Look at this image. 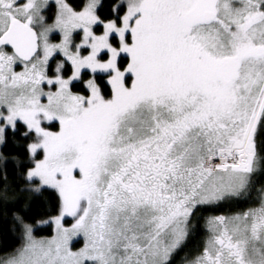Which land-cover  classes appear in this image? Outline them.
Instances as JSON below:
<instances>
[{"label": "snow or ice", "instance_id": "1", "mask_svg": "<svg viewBox=\"0 0 264 264\" xmlns=\"http://www.w3.org/2000/svg\"><path fill=\"white\" fill-rule=\"evenodd\" d=\"M4 231L0 264H264V0H0Z\"/></svg>", "mask_w": 264, "mask_h": 264}, {"label": "trees", "instance_id": "2", "mask_svg": "<svg viewBox=\"0 0 264 264\" xmlns=\"http://www.w3.org/2000/svg\"><path fill=\"white\" fill-rule=\"evenodd\" d=\"M51 230L45 227L37 232L38 235H48ZM16 239L7 231L0 233V255L16 246Z\"/></svg>", "mask_w": 264, "mask_h": 264}, {"label": "rangeland", "instance_id": "3", "mask_svg": "<svg viewBox=\"0 0 264 264\" xmlns=\"http://www.w3.org/2000/svg\"><path fill=\"white\" fill-rule=\"evenodd\" d=\"M38 235V234H37ZM43 235V234H42ZM74 244H75V247H79V246H81V242H79V241H76V242H74Z\"/></svg>", "mask_w": 264, "mask_h": 264}]
</instances>
